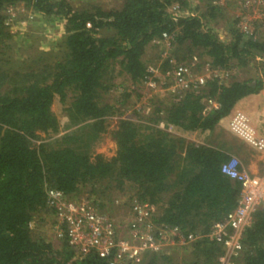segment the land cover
<instances>
[{
    "label": "trees",
    "instance_id": "16d2710c",
    "mask_svg": "<svg viewBox=\"0 0 264 264\" xmlns=\"http://www.w3.org/2000/svg\"><path fill=\"white\" fill-rule=\"evenodd\" d=\"M199 1L203 6L194 8L201 15L193 17L189 0H124L122 9L110 11L75 10L70 0H0V53L13 38L10 10L21 5L28 13L59 19L66 31L62 58L40 70H8L9 59L0 54V264H111L94 253L79 259L66 237L60 238L63 252H56L34 235L36 218L41 224L47 217L42 214L59 222L49 204L51 191L61 192L67 203L88 199L103 213H108L114 196L105 199L99 191L113 183L121 192L129 186L137 192L136 202L152 206L170 195L160 214L156 209L154 223L178 228L186 239L210 234L237 209L241 186L222 174V166L233 157L212 139L242 101L264 93L263 78L233 79L228 84L212 78L202 86L196 81L191 89L174 93L168 103L158 104L148 124L120 119L111 133L117 145L115 157L91 153L107 132L109 118L120 115L104 102V95L121 75L133 85L147 83L154 74L143 60L146 49L166 41L165 34L176 47L171 57L191 71L206 64L231 70L234 62L245 66L251 59L264 58V22L255 21L243 32L236 19L227 44L208 25L218 20L223 7L214 5V0ZM175 4L186 14L178 21L169 12ZM253 5L245 10L252 12ZM194 59L201 63L192 66ZM170 61L163 63L164 73L172 68ZM209 101L217 107L208 110ZM55 103L64 107L68 122L63 126L52 111ZM135 115L142 118L138 112ZM41 134L48 136L46 140ZM243 245L235 264H264V210L254 215ZM172 247L173 252L187 254L180 264H219L225 253L208 239ZM172 261L165 252L147 255L142 264Z\"/></svg>",
    "mask_w": 264,
    "mask_h": 264
},
{
    "label": "rangeland",
    "instance_id": "374dc122",
    "mask_svg": "<svg viewBox=\"0 0 264 264\" xmlns=\"http://www.w3.org/2000/svg\"><path fill=\"white\" fill-rule=\"evenodd\" d=\"M189 1L193 6L191 14L200 16V12L196 13L195 8L202 7L203 3L199 0ZM249 1L253 2L255 0ZM221 2H223L221 4L223 7L222 15L217 21L210 22L208 25L227 44L232 40L230 28L236 19L241 20L237 26L242 28V31H244L246 25L249 27L248 30H250L253 26L249 24L255 21L264 22V0H259V4L257 3L256 5L253 3V13L245 10L251 7L244 3L246 0H221ZM70 3L75 10L79 11H92L95 8L110 11L122 9L124 0H70ZM10 12L12 17L8 25L12 23L9 32L13 38L6 42L8 48L2 50L0 53L1 55H6V58L9 59L10 65H6L8 70L37 71L42 69L46 64H54L62 58L65 52L62 46L66 37L64 22H61L59 19L43 18L31 12L28 13V10L22 5L10 10ZM103 35L109 36L107 33H103ZM262 39L264 40V37ZM175 49L176 47L172 45L170 40L161 43L157 42L155 45L151 44L148 46L143 60L154 76L150 77L147 83L133 85L124 75L115 78L112 83L114 85L113 89L109 94L104 95V102L115 106L121 116L109 118L106 124L107 132L101 135L100 139L93 145L91 152L93 157L103 155L107 159H112L116 156L117 145L113 141L111 133L117 129L120 119H130L136 123L148 124V119L153 116L158 104L162 102L168 103L172 99L173 94H176L173 79L168 75L171 67L166 71L167 73L163 71V63L168 58H171L170 62L173 65L179 64L175 58L171 57ZM198 62L201 63L199 59ZM234 63L235 67L231 70H215L208 64L199 70L193 69L190 80L194 82L203 79L206 82V80L212 78H219L224 84H228L233 79L240 81L258 77L264 79V58L256 57L251 59L250 63L245 66H237V63ZM118 71L119 67L117 66L115 72L117 73ZM127 95L129 96L127 97ZM124 102L126 103L124 104ZM207 108L212 109L213 106L207 104ZM63 109L64 107L59 106L57 103L52 107L53 113L57 115L62 126L68 122ZM136 112L141 114L142 118H137ZM238 112L247 114L251 118V125L257 135L264 137V93L257 98H253L249 104L244 106V110ZM164 127V124L160 125V128L164 129ZM226 128L227 125H225L224 129L216 131L212 143L219 148H223L231 157L236 158L241 163L243 170L252 175L264 177V153L255 150L232 134L229 124L228 128ZM178 136H186L189 141L195 139L194 136L183 135L181 133ZM41 137L46 140L48 136L41 134ZM115 186L116 183H113L108 190L101 189L99 192L100 194H105L102 195L105 199L109 195L114 196L113 204L108 205V213L114 218L117 225L123 226L131 220L129 205L133 203L132 201L136 200L137 192L130 190L129 186H125V192H121ZM89 190L91 189L88 188L87 191ZM169 198L170 195L165 196L160 205L154 206L157 209V214H160V207L163 209ZM42 215L43 217L47 216L45 221L39 224L37 222L39 218H36V223L32 225L34 235L39 238L42 237L52 244L56 252H63L64 242L59 237L60 223L51 215ZM172 248L174 249V247H170L166 251V254L173 256L172 264H180L187 257V254L184 250L173 252ZM235 259L234 264L236 262ZM59 260L62 261L60 256Z\"/></svg>",
    "mask_w": 264,
    "mask_h": 264
},
{
    "label": "built area",
    "instance_id": "2783aa9c",
    "mask_svg": "<svg viewBox=\"0 0 264 264\" xmlns=\"http://www.w3.org/2000/svg\"><path fill=\"white\" fill-rule=\"evenodd\" d=\"M244 3L251 6L253 3L259 4V0H246ZM214 4L221 5L223 2L214 0ZM169 12L175 21L186 15L181 11L179 4L170 7ZM190 15L195 17L194 14ZM248 29L246 25L243 32H248ZM164 37L166 41L170 38L166 34ZM197 62L198 60L194 59L192 66L195 67ZM191 72L189 66H172L168 75L173 79L175 92L186 91L191 89V84H196V81L190 80ZM197 82L201 86L205 84L203 79ZM207 104L217 107L214 101ZM229 129L246 144L264 153V137L257 135L247 114L236 113L229 122ZM241 169V163L236 158L222 166V174L241 186L237 209L228 214L223 222L216 224L210 234L189 235L187 239L181 235L178 228L157 226L154 223L156 208L148 203L135 201L130 204L131 220L123 225L124 227L117 225L108 213L96 210L88 199L67 203L61 192L51 191L49 204L57 211L60 223L59 237L68 239L69 245L81 260L94 253L111 264H142L147 255L163 254L172 246H184L208 239L222 246L225 251L219 259V264H234V258L243 252L245 234L253 225L254 215L264 210V177Z\"/></svg>",
    "mask_w": 264,
    "mask_h": 264
},
{
    "label": "crops",
    "instance_id": "0c3cea01",
    "mask_svg": "<svg viewBox=\"0 0 264 264\" xmlns=\"http://www.w3.org/2000/svg\"><path fill=\"white\" fill-rule=\"evenodd\" d=\"M253 98H257V97H252V98H250V99H248V100L242 101V102L239 104L238 108H237V112H238V111H241V110H244V106L247 105V104H249L250 101H251ZM229 120H230V119H229ZM229 120L223 122V123L220 125V127H219L218 129H224V128H225V125H227V128H228V124H229V122H230ZM227 128H226V129H227Z\"/></svg>",
    "mask_w": 264,
    "mask_h": 264
}]
</instances>
